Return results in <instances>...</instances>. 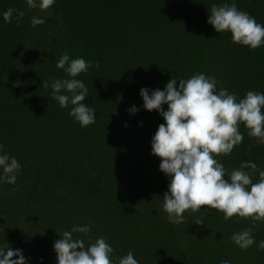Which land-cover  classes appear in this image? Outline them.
<instances>
[{"label":"trees","instance_id":"trees-1","mask_svg":"<svg viewBox=\"0 0 264 264\" xmlns=\"http://www.w3.org/2000/svg\"><path fill=\"white\" fill-rule=\"evenodd\" d=\"M233 2L264 24V0H56L47 11L0 0V144L22 166L16 184L0 183V243L21 249L27 264H58V233L91 221V231L74 238L86 245L106 238L113 258L132 251L139 264H264V222L246 251L231 236L252 227L249 219L202 208L169 222L162 205L170 178L152 154L165 121L140 95L200 73L238 98L264 93V46L235 44L207 22L213 4ZM9 8L25 12L20 26L15 14L4 22ZM34 16L45 23L33 27ZM65 52L100 64L77 77L96 113L88 127L52 97V81L69 78L56 67ZM133 106L139 111L130 113ZM239 130L243 142L216 158L229 172L245 161L264 170V144L243 124Z\"/></svg>","mask_w":264,"mask_h":264},{"label":"clouds","instance_id":"clouds-1","mask_svg":"<svg viewBox=\"0 0 264 264\" xmlns=\"http://www.w3.org/2000/svg\"><path fill=\"white\" fill-rule=\"evenodd\" d=\"M55 2L26 0L29 9L41 11H47ZM209 12L207 22L218 33L230 32L233 43L252 50L264 46V24L239 10L235 2L213 4ZM14 14L20 26L25 16L23 10L9 8L3 12V20L11 23ZM44 23V19L35 16L31 20L33 27ZM93 66L99 69V61L70 60L65 52L56 67L63 69L69 78L54 79L50 85L52 97L61 108L73 106L69 115L81 127L96 122L95 109L84 103L88 88L77 79ZM177 81L172 78L164 90L157 88L151 90V94L147 88L140 91L144 109L159 112L165 121L152 138V154L161 159L159 169L170 178L168 191L163 194V211L175 225L185 222L186 211L195 213L202 208L219 210L225 220L234 216L249 219L252 227L231 236V241L246 251L256 244L257 222H264V170L252 161H245L229 172L216 157L231 155L243 142L241 124L248 130L249 137L264 144V93L250 90L244 98H238L223 87L218 89L216 79L203 73L180 79L178 85ZM42 87L48 88L49 82L43 80ZM64 91L70 95L62 94ZM128 111L136 113L139 109L133 106ZM21 167L0 144V183L16 184ZM257 174L258 180L253 183L252 177ZM195 223L203 225L204 221L197 219ZM91 224L89 221L87 225L58 233L61 238L54 242L58 264H139L132 251L113 258L114 249L104 237L90 245L74 238L77 232L88 234ZM258 248L264 251V240L259 242ZM27 259L21 249L13 250L8 243H0V264H27ZM221 264H230V261Z\"/></svg>","mask_w":264,"mask_h":264}]
</instances>
